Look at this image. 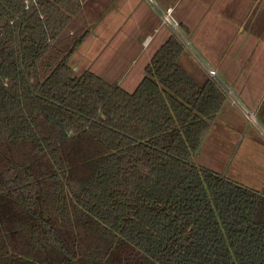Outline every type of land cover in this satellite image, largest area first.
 <instances>
[{"label":"trees","instance_id":"1","mask_svg":"<svg viewBox=\"0 0 264 264\" xmlns=\"http://www.w3.org/2000/svg\"><path fill=\"white\" fill-rule=\"evenodd\" d=\"M86 0H0V264H264V190L197 166L227 95L173 34L129 92L71 59Z\"/></svg>","mask_w":264,"mask_h":264},{"label":"crops","instance_id":"2","mask_svg":"<svg viewBox=\"0 0 264 264\" xmlns=\"http://www.w3.org/2000/svg\"><path fill=\"white\" fill-rule=\"evenodd\" d=\"M86 2L92 19L89 35L83 43L86 60H89L87 66L90 71L107 81L110 79L112 83L117 79L115 73L121 71L123 76L116 81L127 91L133 83L138 87L155 53L175 34L170 25H164L158 11L173 9L172 16L180 30L188 35L196 47V52H192L186 46L187 51L181 58L183 68L198 83L203 84L208 79H213L205 68L206 63L237 94L239 101L236 103L226 93L227 101L212 121L193 162L248 189L262 192L264 0ZM115 29H121V59L113 62L116 59L113 56L114 49L108 45L114 40L118 41L116 37H112L116 33ZM110 33L114 34L109 38L103 37ZM149 37L151 39L145 45L144 42ZM116 46L119 47L118 42ZM75 58H79L78 52L73 60ZM78 64L77 62L76 65ZM109 68H113L110 73L113 77L106 74Z\"/></svg>","mask_w":264,"mask_h":264},{"label":"rangeland","instance_id":"3","mask_svg":"<svg viewBox=\"0 0 264 264\" xmlns=\"http://www.w3.org/2000/svg\"><path fill=\"white\" fill-rule=\"evenodd\" d=\"M173 15V14H172ZM119 20H121V17L119 18ZM164 25H166V26H168V24L166 23V24H164ZM180 27V26H179ZM181 31H182V29H181ZM115 34L114 33H110V34H104L103 35V37L104 38H109V37H111L113 34V38L114 37H116V39L118 40V41H116V40H114L111 44H109L108 46L110 47V48H112L113 47V51H114V57L116 58L115 60H113V62L114 61H116V60H118V59H121V29H115ZM182 33L184 34V36L186 37V39L190 42V43H192L191 42V40L189 39V37H188V35L186 34V33H184L183 31H182ZM174 34V33H173ZM151 38L149 37V38H147L146 40H145V45H147L148 44V42H149V40H150ZM117 42L119 43V47H117L116 45H117ZM116 46V47H115ZM115 47V48H114ZM81 48V50H79V51H77L78 52V55H79V58L77 59V58H75V60H73V58L71 59V65L73 66V68H74V71H75V75H77V76H79V75H81L82 73H84L85 71H87V70H90L89 69V67L87 66L88 65V61L86 60V50H85V45L83 44V46L82 47H80ZM196 48V47H195ZM195 50V49H194ZM191 51L193 52V50L191 49ZM126 54V53H125ZM124 54V55H125ZM75 56V55H74ZM73 56V57H74ZM77 59V60H76ZM73 60V61H72ZM127 60H128V62H130V60L127 58ZM77 62L79 63L78 65H76L77 64ZM120 63V62H119ZM111 69H113V68H109V70L106 72V74L107 75H110L111 76ZM124 72H126V69H124ZM121 76H123V75H121V71L119 72V73H115V77L117 78L116 80H118L119 78H121ZM111 77H113V76H111ZM114 81V83L115 84H117V81ZM109 82H111L112 83V81L109 79ZM118 85H120L119 83H118ZM136 88V84L135 83H133L130 87H128V90L129 91H133L134 89Z\"/></svg>","mask_w":264,"mask_h":264},{"label":"built area","instance_id":"4","mask_svg":"<svg viewBox=\"0 0 264 264\" xmlns=\"http://www.w3.org/2000/svg\"><path fill=\"white\" fill-rule=\"evenodd\" d=\"M159 14L161 15L163 22L168 25H170L172 27V29L175 31V35L190 49H192L194 52H196L195 46L194 44L190 43L186 37L183 35V33L181 32L180 28H179V24L174 20L172 14H173V9H168V10H162L159 9ZM195 49V50H194ZM205 68H207L208 73L211 77H213V79L221 86V88L224 90L225 93H227L228 95H230L232 97V99L236 102L239 103L238 101V97L237 94L233 93L229 87L222 81V79L220 78V76L217 74V72L215 71V69H213L212 67H210L209 65H207L205 63ZM251 114V113H250Z\"/></svg>","mask_w":264,"mask_h":264}]
</instances>
